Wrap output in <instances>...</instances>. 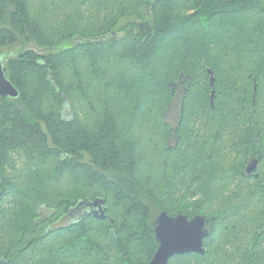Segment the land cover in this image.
Wrapping results in <instances>:
<instances>
[{
    "label": "trees",
    "instance_id": "16d2710c",
    "mask_svg": "<svg viewBox=\"0 0 264 264\" xmlns=\"http://www.w3.org/2000/svg\"><path fill=\"white\" fill-rule=\"evenodd\" d=\"M20 39L49 51L3 58L0 264H148L162 211L210 232L167 264H264V0H0Z\"/></svg>",
    "mask_w": 264,
    "mask_h": 264
},
{
    "label": "water",
    "instance_id": "95a60500",
    "mask_svg": "<svg viewBox=\"0 0 264 264\" xmlns=\"http://www.w3.org/2000/svg\"><path fill=\"white\" fill-rule=\"evenodd\" d=\"M209 74H211V71H209ZM210 83L211 85L214 84L213 77H211ZM173 86L175 87L176 85L174 84ZM18 96V90L6 78L4 60L0 56V97L15 99ZM213 96L214 90L210 96L211 102ZM258 162V157L252 158L247 163L243 174L247 176L254 175ZM104 204V199H96L86 204L79 203L75 209L71 210L68 217L76 219L77 217L83 218L85 216H91L101 220L105 216L106 208ZM154 221V237L158 246L153 258L148 264H167L173 256L189 254L203 255L205 253L203 240L210 235L207 228L209 222L205 217L195 216L191 219L186 215L172 217L162 211L155 216Z\"/></svg>",
    "mask_w": 264,
    "mask_h": 264
},
{
    "label": "rangeland",
    "instance_id": "374dc122",
    "mask_svg": "<svg viewBox=\"0 0 264 264\" xmlns=\"http://www.w3.org/2000/svg\"><path fill=\"white\" fill-rule=\"evenodd\" d=\"M120 35H122V34H120ZM28 50L29 51H34V52H36L38 54H46L49 51V50L45 49L44 47H41V45H39L37 43V41H35V40H30L29 39L28 41H26V40L20 39L18 41V43H15L13 45H10L8 47L0 49V56L6 59L8 56H11L12 54L16 53L17 51H28ZM18 165H19V167H21L22 162H18ZM259 168H260V173H262L264 175V168L263 167H259ZM200 199H201V197L198 196V197H195V198H192V199H187V202L189 204H191V205H194V204H197ZM151 207H152L151 210L153 211L154 208H153V206H151ZM218 207H215V208L218 209ZM157 214H158V212H156V213L153 212L152 213V220H154V218H155V216ZM197 216H200V215H197ZM174 217H176V216H174ZM62 224L63 223H59V224L56 223L55 226L59 227ZM208 229H209V227H208Z\"/></svg>",
    "mask_w": 264,
    "mask_h": 264
},
{
    "label": "flooded vegetation",
    "instance_id": "af4514ba",
    "mask_svg": "<svg viewBox=\"0 0 264 264\" xmlns=\"http://www.w3.org/2000/svg\"><path fill=\"white\" fill-rule=\"evenodd\" d=\"M258 157V156H257ZM259 158V157H258ZM247 165V164H246ZM246 165H245V167L243 168V170H242V174L244 173V171H245V168H246ZM259 167H260V164L258 163V165H257V168H256V171H255V173H254V175H259L260 174V169H259ZM244 176H246V177H255L254 175H252V176H247V175H245V174H243ZM262 186H263V189H264V180L262 181V184H261ZM86 213V212H85Z\"/></svg>",
    "mask_w": 264,
    "mask_h": 264
}]
</instances>
